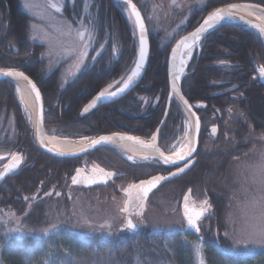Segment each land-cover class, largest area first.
<instances>
[{"label": "trees", "instance_id": "16d2710c", "mask_svg": "<svg viewBox=\"0 0 264 264\" xmlns=\"http://www.w3.org/2000/svg\"><path fill=\"white\" fill-rule=\"evenodd\" d=\"M247 2L264 7V0H211L194 18L231 3ZM35 9L34 5L29 11L25 0H20V4L0 0V69L21 70L36 82L44 99L46 132L61 138H83L119 120V116L107 112L106 108L82 118L79 113L86 101L73 100L69 95L59 97L56 90L59 86H52L49 79L61 75L50 70L45 44L32 38L34 29L45 25L34 14ZM191 23L187 31L197 26L194 21ZM117 24L121 34L124 29L120 17ZM221 31L225 34L218 33ZM151 43L147 71L131 94L134 104L139 102L142 107H135L134 112H137L129 120L131 124L146 125L153 131L163 118L169 89L167 54L158 53L154 37ZM126 45L129 46L128 42L121 37L119 46L126 51ZM132 48V64L124 59L123 52V63H118V71L123 64L124 72L130 71L137 55L134 38ZM254 54L263 60L264 47L257 37L239 27L226 26L203 39L182 79V91L192 105H203L198 108L203 125H207V121L218 123L220 133L209 140L204 131L197 164L182 178L161 187L150 203L153 210L160 212L163 210L161 202H172L184 224L181 200L186 191L191 189L192 197L198 202L206 195L212 205L211 213L205 216L201 226V237L208 247L207 264H244L245 260L263 258L264 247L254 251L251 244L247 247L235 244L233 225L228 223L231 216L238 235L245 214L251 213L248 201L253 195L262 194L258 168L264 161V87L253 80ZM54 61L55 68L60 60ZM16 88L13 83L0 82V154L18 150L27 155L28 162L0 186V213L20 217L19 223H15L25 235L8 238L4 227L0 226V264H138V261L139 264H192L191 257H184L178 239L151 235L149 230L129 235L104 236L102 230L83 234L79 208L82 204L87 208H104L115 190L77 195V188L71 185L75 162L49 157L37 148L32 121L16 96ZM11 113L17 123L16 136L8 127ZM186 121L181 106L173 101L163 133L167 146L181 134ZM159 168L171 169L163 164ZM155 171L151 168L148 176ZM47 192L52 195L47 196ZM53 216H58L59 230L67 233L69 240L67 249H59L58 255L49 249L45 239L37 238L43 235L39 229L48 227ZM162 243H172L171 257H156L168 254Z\"/></svg>", "mask_w": 264, "mask_h": 264}, {"label": "flooded vegetation", "instance_id": "af4514ba", "mask_svg": "<svg viewBox=\"0 0 264 264\" xmlns=\"http://www.w3.org/2000/svg\"><path fill=\"white\" fill-rule=\"evenodd\" d=\"M13 1L14 3L20 4V0H13ZM210 1L211 0H181L182 5L186 4L188 6L186 7L187 9H183V11L181 10V12L177 11L176 14L174 13L173 15L174 17L172 18L167 15V19L164 18V21L165 22L168 21L170 23L169 24L170 28L167 31L164 28L165 31H158L157 33L153 34L150 32L149 29L150 28L149 18L147 17V13H146L147 9L139 2V0H133V2L137 4V7L141 11L143 17H145V22L147 28L149 29L150 43H151V38L154 37V42L156 44V49L158 53L167 54V64H168L170 52L172 48L176 45V43L181 38H183L191 31H193L209 13L208 12L206 15H202L197 18H194L197 13L202 12L204 6ZM216 1L219 2V0ZM51 2H56L60 4L63 9L62 12L58 13L55 11V9H51L50 7H48L49 0H40V3H42V5L45 7V10L49 13L52 23L53 22L55 23V21L62 22L64 23V26L66 25L65 22L71 23L72 34L71 36L67 35L66 34L67 28L64 27L63 30L59 29L61 31L57 30L55 32L54 29L52 28V25H50L47 26L48 29L49 27L50 29L42 31L40 37L34 35L37 41H40L43 44H45L46 53L49 58L50 70L52 72H55L54 70H56L61 75L58 78L49 79L50 84L52 86L54 84L59 86L56 89L58 91L59 97L69 95L73 100L75 99V100L86 101V103L81 107L79 113V116L82 118L94 113L95 111H98L99 109H105V108L108 110L107 112H110L111 114L120 117L119 120L109 122L108 125L105 126V128L102 131H97V130L92 131L90 136L85 137L87 143H91L93 139H97L103 135L112 134V133H117L121 135H132L140 138L146 143H151L152 136L155 135L159 126L155 130L150 131L146 127V125L131 124L129 120V118L132 117L137 112V111L134 112V108L137 107V109H140L142 107L139 102H137L135 105L133 99L131 98V94L135 90L131 92L129 95H127L125 98L115 103L101 106L81 116V112L83 111L84 107L95 96H97L99 92L104 91L105 89H108L109 91H113L119 88L124 82V81H120V77L126 76L129 73V71L127 73L124 72L123 70L124 64L122 65L123 66L122 70L118 71V66H119L118 63L122 61L123 56H121V54H123V52L125 53L124 59L130 61L128 64H132L133 61L132 43H133V38L135 39L136 42V36L134 35V32L132 30L131 22L128 20V16L130 17L129 8L125 6L122 0H51ZM188 3H190V5H188ZM118 17L122 19V28L124 29V31L121 32V34L119 33L117 27ZM169 17L171 18L170 20L172 21L168 20ZM182 21H185V26L182 28L181 32L177 36L170 38L169 35L170 31L176 29ZM191 21H194L195 24L197 23L196 24L197 26L194 29L187 31L188 28L192 25ZM82 24L84 28H87L89 30L85 33L86 40L90 39L91 41L88 52L89 59L85 62V66L81 69V71L76 72L75 64L72 59V51H73L72 41H73V37H76V30L80 29L82 27ZM218 33L222 35L225 34V32L222 31ZM63 35H65L68 38V43H67L68 45L66 44L65 47H63V45L60 44L62 42ZM121 37L123 38L124 41L128 42L129 46L131 45L130 47L127 45L125 46L126 51L121 49V47L119 46ZM250 48L253 49L254 51L253 46ZM127 51H129V53H127ZM58 58L60 60L59 61L60 63L57 64V67L54 68L55 65L54 60ZM122 63L123 62H121L120 65ZM251 64L254 69L253 80H255L258 85L264 87V85L260 82V79L257 78V72H256V68L264 67V58L263 60H259V56L254 54L253 60H251ZM73 73H75V75H73ZM117 81L120 82L117 83ZM172 105L173 102L169 110L167 121L170 116ZM166 106H167V101H166ZM196 106L197 104H193V109L196 112V114L199 116L201 123L199 147L195 155L196 164H197V162L199 161L200 149L203 147L202 146L203 132L205 131V134L207 135L209 140H212L219 135L220 125L218 123H213V122L208 123L207 121V125L204 126L202 123V118L199 113L198 107ZM164 115H165V111H164ZM211 119L213 120V118ZM167 121L158 135L157 144L158 146H160L161 150L165 151L166 153H170L169 152L170 144L167 146L166 144L167 141L163 134ZM213 127L217 129V132L215 134H213L211 131ZM71 139L81 140L82 138H71ZM14 155H21L23 159L22 165L18 170L19 172L28 162L27 155L21 153L18 150H15L9 153H1L0 157L8 156L9 158H11ZM129 157H132V159H129ZM9 158L0 159V171L3 169V166L8 162ZM56 159H60V158H56ZM69 160H73L75 162V170L71 177V181L78 169L84 168L85 170H90L91 168H94L96 166H99L100 168H103L104 170L107 171L116 172L120 175L119 178L111 181L107 185L92 189H88L81 185H74L71 183L72 187L77 188L76 192L80 195V197H81V189L84 195H88V194H92V192L100 194V192L105 191L103 189L111 188L115 190L116 196H121L124 198V202L126 200L124 189H127L129 185L136 184L156 174L170 173L173 170V168L167 170H163L162 168H159V165H162L160 162L157 163L151 160L143 161L137 159L132 155H130L129 153H126L125 151L120 149V147H117V145L100 148L92 152H89L81 157L73 158ZM151 168H154L156 170L155 174L148 176L149 170ZM118 184L119 186H117ZM158 190H156L149 198L142 218L143 223L138 224L137 231L144 230L145 232L149 230V232H151L150 233L151 235L167 236L169 237V239H178L180 243L183 241V239H200L202 235V228L200 230L201 231L200 234H196L192 230H187L186 221L182 215V210H181V215L184 219V224L181 223V228L180 230L177 229L178 231L174 230V231L165 232L161 230L159 231L154 227L151 228L147 226V223L145 221V216L146 213L151 208V204H150L151 200H154L152 198L154 197V194ZM191 198H192V202L197 206L201 203L194 200V198L192 197V190H191ZM181 204H182V200H181ZM121 215L123 221L122 224H120L119 226L118 234L129 235L131 233L137 232V231L124 229V224L126 222L125 221L126 214L121 213ZM137 219L138 218L133 216L134 222H137ZM203 220L204 219L200 221L201 226ZM203 243H205L204 240Z\"/></svg>", "mask_w": 264, "mask_h": 264}, {"label": "snow or ice", "instance_id": "6c2138e0", "mask_svg": "<svg viewBox=\"0 0 264 264\" xmlns=\"http://www.w3.org/2000/svg\"><path fill=\"white\" fill-rule=\"evenodd\" d=\"M123 3L125 6L130 8V19L134 17V25L138 27L139 35H138V43H139V57L138 60L135 61L134 70L131 71L130 75L127 76H121L120 81H124L123 87L119 89L120 92H123L129 86L132 84L134 78L139 77L141 75V71L145 66V62L148 56L149 52V29L146 27L145 23V17H142L141 11L137 8V4L133 3V0H123ZM173 3H175V0H173ZM25 7L31 11L32 4L31 0H25ZM48 7L51 9H55L56 12H62V6L56 2H51L49 0ZM240 5L231 3L228 7L225 8H217L215 11L212 12L211 15L207 17L203 21V25L198 27L195 32H193L190 36H185L183 39L179 41V43L176 44V49H183L184 51L179 56V73L182 74L184 72L185 62L186 59L191 58V54L194 51V48L196 44L199 42L200 37L202 34L206 33L209 29L214 28L215 26L219 25L221 21H224L225 19H232L233 18V11L239 10ZM253 8L255 10H258L262 15H264V8H260L259 5H254ZM243 20V17L240 18ZM66 23L67 32L66 34L71 36L72 34V25L71 23ZM254 28H258L261 33H264V27H261L260 25H252ZM58 31H61L58 29ZM89 31L87 28L82 27L80 29L76 30V40L73 42L72 48V59L75 64V70L76 72L81 71V69L85 66V62L89 59L88 52H89V45H90V39L86 40L85 33ZM65 34V33H62ZM33 39H36L35 36L32 37ZM171 59L173 61V64L175 65V62L177 60V51L173 50L171 53ZM261 75H264V67H261L260 69ZM0 75L4 77H13V78H22L25 81H28V83L31 85V92L35 93V99L39 101L41 99V93L39 89L37 88L35 83H32L31 80H29L28 76H26L23 72H19L16 70H0ZM75 75V73H73ZM180 79V75L176 72L173 73V84H172V90L175 92L177 90L176 88V80ZM120 81H117L119 83ZM106 93L110 97L116 96L118 93L116 91L109 92L108 89H105L104 91L99 92V95L96 96L95 99L91 101L90 104L87 105L83 109L84 113L89 112L90 109L96 107L97 101H99L102 98H106ZM23 99V97H21ZM183 104L186 106L188 110V114L186 116V120L188 123V131H185L184 134L181 136L180 140L177 141L176 144H173L171 146L170 154L166 155L165 151L161 150L160 146L157 144V135L152 136V142L146 143L145 141L141 140L138 137L135 136H123L119 134H113L112 136H101L99 140L93 139L91 141V144L88 147H95L97 144L101 143H111L117 136H119L120 140H129L133 141L134 143L140 145L144 149L151 150L149 154H145L143 156V160L145 161H153V162H163L167 165H178L180 161H184L185 164L181 165L177 171H173L171 173V177L169 176H154L151 179L143 180L140 182V184H131L127 189H124L126 194L128 195V199L122 204L117 206V210L120 213L126 214L125 217V224L124 229L134 231L137 229L138 224L143 223V215H144V208L146 205V202L148 200L149 193L152 192L154 188L157 187V185L161 181L169 180L172 177H175L179 175L180 173H183L185 171V168L190 166L191 163L195 162L196 157L194 156L195 153H197V137L199 136L200 132V118L199 116H196L194 112H192L193 105L189 104L188 100L183 99ZM196 107H203V105H197ZM229 111H231L229 109ZM192 117H195V126H194V133H193V121ZM34 125L37 128L38 135L41 136V144H43V138H42V123H43V109H41V117L37 121H33ZM212 133L215 134L217 132V129L213 127L211 129ZM157 133H159V129H157ZM190 133H193L190 135ZM88 148H82L81 151L87 152ZM49 152L52 151L51 148L48 149ZM59 155L63 156L66 155V153H59ZM14 161L16 162H22V157L19 155L14 156ZM129 159H132V157H129ZM17 166V165H14ZM11 171V167L9 169ZM83 172V169L77 170L76 175L72 178L71 183L72 184H80L81 180L78 179V177L81 176ZM93 173H99L100 175H92L90 177L86 178V183L89 185L93 184H108L110 180H112L115 173L111 171H105L103 168H100L99 166H96L92 169ZM258 172L260 175V184H261V195L256 196L253 195L251 199L248 201L247 207L251 209V213H246L243 220L241 221V225L239 228V234L237 235V229L235 227V221L232 219L231 216L228 217V223L233 225V242L237 245H243L244 247H247L248 245H256L260 247H264V161L259 165ZM3 175H0V180H3ZM135 191V196L133 197L132 193ZM47 196H51L52 192H47ZM56 195L59 196L60 193L56 192ZM190 196L191 192L189 191V194L184 196L183 203H184V217L186 218L187 226L191 229H194L197 233L201 230V223L200 221L205 218L206 214L211 213L212 211V205L209 202V199L205 198L201 201V203L197 206V210L190 209L189 202H190ZM69 198H71V195L69 194ZM25 200H28L29 197H25ZM32 199H35L33 197ZM30 207V206H29ZM76 214L75 209H73V215ZM10 219H15L17 223H19L20 217H16L14 213L7 214ZM27 215V213H25ZM82 215V213H81ZM133 216H135L137 219V222L133 221ZM4 223H7V221H4ZM84 223H89L87 219L84 220ZM59 224L60 220L58 216H53L51 219V222L48 227H44L39 229L40 232L43 233V235L48 236L51 233H57L59 232ZM102 227H109L110 225H102ZM10 232H18L22 233V229L17 226L16 228L9 229ZM111 235V232L108 233ZM225 235H229L228 233H225ZM202 240V237L200 238ZM193 248L196 253V256L199 260V264H204L203 260V244L202 243H193ZM139 264V261H138Z\"/></svg>", "mask_w": 264, "mask_h": 264}, {"label": "rangeland", "instance_id": "374dc122", "mask_svg": "<svg viewBox=\"0 0 264 264\" xmlns=\"http://www.w3.org/2000/svg\"><path fill=\"white\" fill-rule=\"evenodd\" d=\"M139 2L147 9L146 13H147V17L149 18V26H150L149 29H150V32L153 34L157 33L158 31H165V30L167 31L170 28L169 27L170 23L168 21L167 22L164 21V18L167 19V15L172 18V17H174L173 16L174 13L176 14L177 11L181 12V10L183 11V9H187L186 7H188L186 4L182 5L181 0H175V3H173V0H139ZM31 4H32V7H34V5H35V7H37V9H35V11H34V14L36 15V17L40 18L43 21V24H45V25L36 27V29H34V35H37L38 37H40V34L42 33V31L50 29V27H49V29L47 27L50 25H52V28L54 29L55 32L58 29L63 30V27L66 28V25L64 26V23L58 22V21H55V23L53 22L54 23V26H53L50 15L45 10V7L42 5V3H40V0H31ZM248 4H253V3H248ZM188 5H190V3H188ZM170 17L168 18V20L172 21V20H170L171 19ZM128 20L131 22L132 30L134 32V35L136 36L137 35L136 34V27H135L134 23L132 22V20L129 18V16H128ZM184 26H185V21H182L176 29L171 30L169 33L170 38L177 36L181 32V30ZM164 28H165V30H164ZM75 40H76V37H73L72 42H74ZM67 43H68V38L65 35H63L62 36V42L60 44L63 45V47H65V45ZM199 49H200V45L195 50V52H197ZM16 91H17L16 96L18 97L19 101L22 103V107L25 110V114L32 121V115L28 112V110L24 106L22 99H21L20 92L17 88H16ZM185 124H186L185 128L181 131V134L176 138V140L171 142V144L169 145V152L171 150V146L173 144H176L177 141L180 140L181 136L184 134L185 131H188L187 121ZM8 127H9L10 131L12 132L13 136H16L17 132H18V130H17L18 128H17L16 120L13 116V113H11ZM190 134H193V133H190ZM50 136H52V135H50ZM55 137H57V136H55ZM59 138H61V137H59ZM261 138H263V136ZM82 139H85V137H83ZM117 186H119V184ZM96 194L97 193H95L94 195H96ZM77 195H79V194L77 193ZM83 195L84 194H83L82 189H81V196H83ZM110 197H111V199L108 201V203H106L104 205V208H103V206L102 207H100V206L99 207L89 206L87 208V207H85L84 204H82V206L79 208L78 214H80L79 216L81 219L80 220L81 232H83V234L91 235L92 233H95V231H97V230H102L101 233L105 234L104 236H110L108 234L109 232H111V235L119 233V226H120V224H122L123 220L121 217L122 216L121 213L118 212V210H117V206L122 205L124 203V198L121 196H116L115 194H111ZM159 202H160V200H159ZM161 203L163 206L162 211L159 212L155 209L153 210L152 208H150L149 211L146 213L145 221L147 223V226L151 227V228L154 227L159 231L161 230V231H165V232L180 230L182 221L180 219V216L177 215V213L174 211L173 203L172 202H166V201H163ZM166 212H169V213H166ZM81 213H82V215H81ZM85 219H87L89 221V223H87V224L84 223ZM164 219H166V220H164ZM4 221H7V223H4ZM15 222H16V220L10 219L9 216L7 215V213H0V226L4 227V231H5L6 236L8 238H11V237L22 238V237H24L25 233L23 232V229L20 227V225L16 224ZM102 225H110V228L109 227H102ZM17 226H19L22 229V233L9 231V229L16 228ZM37 238L41 239V240L45 239L48 243L47 245H48L49 249H51V251L55 255L59 254V249L66 250L67 247L69 246L68 245L69 240L67 237V233L62 232L61 230H59L58 234L57 233H51L48 236L41 235L40 237H37ZM194 242L203 244V249H202L203 260H204V264H207L206 257H208V247H207V245H205L203 243V240H201V239H183V241L181 242L182 243L181 245L183 248L184 257H191L192 264H199V260L196 256V253H195L194 248H193ZM162 244L164 245L163 247L167 251L168 254L167 255L158 254V255H156V257H171V254H173L172 243H162ZM249 246H251V245H249ZM250 248L254 251H257L260 248V246H256V245L254 246L253 245V247H250ZM261 257H263V258L262 259L245 260L244 264H264V252H263Z\"/></svg>", "mask_w": 264, "mask_h": 264}, {"label": "water", "instance_id": "95a60500", "mask_svg": "<svg viewBox=\"0 0 264 264\" xmlns=\"http://www.w3.org/2000/svg\"><path fill=\"white\" fill-rule=\"evenodd\" d=\"M122 1H123V0H122ZM133 3H134V2H133ZM238 5H240V6H242V7H253L255 4L243 3V4H238ZM228 6H229V5L222 6V7H219V8H225V7H228ZM259 7H260V8H264V7H261V6H259ZM137 8H138V7H137ZM138 9H139V8H138ZM216 9H217V8H216ZM216 9L212 10L211 12H209V13L206 15V17L201 21V23H200V24H199V25H198L193 31H191L189 34H187L186 36H190L193 32L196 31V29H197L198 27H200L201 25H203V21H204L205 19H207V17H208L209 15H211L212 12L215 11ZM129 15H130V8H129ZM141 15H142V13H141ZM142 17H143V15H142ZM241 17H243V20L240 19ZM132 20L134 21V17H132ZM145 23H146V22H145ZM252 25H260L261 27H263V26H262L261 24H259L258 22L253 21V20H250V19H248V18H246V17H244V16L238 15V14H236V13L233 12V18H232V19H225L224 21H221V23H220L219 25L215 26V27L212 28V29H209L206 33L202 34V36L200 37V40H199V45L201 44V42L203 41V39H204L207 35H209L210 33L214 32V31H216V30H219V29H221V28H223V27H226V26H234V27H239V28H241V29H243V30H245V31H247V32H249V33H251V34H253L255 37H257V38L260 40L262 46L264 47V33H261V32L259 31L258 28H254V27H252ZM135 27H136V34H137V35H136L137 55H136V59H135V61H136V60H138V57H139V43H138L139 30H138V27H137L136 25H135ZM146 27H147V25H146ZM184 37H185V36H184ZM184 37H183V38H184ZM183 38H181V39H183ZM148 39H149V52H148V56H147V59H146V62H145V66H144V68H143L142 71H141V75H140L139 77L134 78V80H133L132 84L129 86V88H127V89L124 90L123 92H120V91H119V89L123 87V84H122L119 88L113 90V91H116V92L118 93L116 96H114V97H110V96H108V94L106 93V98H102V99H100L99 101H97V105H96V107L90 109L89 112H91V111H93V110H95V109H97V108H99V107H101V106L108 105V104H112V103H115V102H117V101H119V100L125 98L127 95H129L131 92H133V91L139 86V84L142 82V80H143V78H144V76H145V73H146L147 68H148V65H149L150 56H151V43H150V37H148ZM181 39H180V40H181ZM180 40H179V41H180ZM179 41H178L177 43H179ZM177 43H176V44H177ZM199 45H198V46H199ZM197 48H198V47H197ZM173 50L177 51V60H176V62H175V65L173 64V61H172V59H171V53H172ZM195 50H196V49H195ZM195 50H194V53H195ZM182 52H183V49H176V45H175V46L172 48V50H171V52H170V55H169L168 64H167V77H168V89H169V93H168V98H167V106H166V110H165V115H164V118H163L161 124H160L159 127H158V129H159V133H160V131L162 130V128L164 127V125H165V123H166V121H167L168 114H169V110H170V107H171V104H172L173 101L177 102V103L181 106V108H182V110L184 111V114H185L186 116H187V114H188V110H187L186 106L183 104V100L181 99V97H183V99H186V100H187V98L185 97V95L183 94V91H182V80H181V83H179L178 80H176L175 83H176V88H177V90H176L175 92L172 90V84H173V73L176 72L177 74L180 75V73H179V68H180L179 56H180V54H181ZM193 56H194V54H193ZM192 59H193V58H192ZM134 65H135V62H134V64H133L131 70L129 71L128 75H130V74H131V71L134 70ZM188 67H189V66H188ZM260 69H261V67H260V68H256L257 78H259V79H260V82L264 85V75H261ZM0 70H4V71H7V70H16V71H19V72H23V71L18 70V69H0ZM23 73H24V72H23ZM24 74H25L26 76H28L26 73H24ZM184 76H185V75H184ZM184 76H183V77H184ZM28 78H29V80L32 81V83H35V84H36V82H35L30 76H28ZM182 79H183V78H182ZM0 82H10V83L15 84L16 87H17V84H19V83H25V84H27V87L29 88V90L31 89V85L28 83V81H25V80H23L22 78H19V79H18V78H13V77H4V76L0 75ZM123 83H124V82H123ZM36 86H37V88L39 89V91H40V93H41V99H40L39 101H37V100L35 99V93H34V92H31V93L33 94V97H34V100H35V104H36V121L40 119V117H41V109H43V123H42V138H43V144H41V136L38 135V133H37V128H36V126L34 125L33 122H32V125H33V128H34V142H35L37 148H38L41 152H43L44 154H46V155H48V156L55 157V158H60V159H63V158L73 159V158L81 157V156H83V155H85V154H87V153H89V152H92V151L97 150V149H100V148L110 147V146H116V145L119 144V143H122V144H132V145H136V146L141 147L140 145L134 143L133 141H129V140H126V139H125V140H120V139H119V136H117V137H116L111 143H106V144H105V143H101V144H97L95 147H88L91 143H87V146L85 147V148H88L87 152H83V151H81V150H78V151H75V152L66 153V155H63V156L59 155V153H61V152L57 151L56 149H54L53 147H51V146L48 144V138L50 137V135L46 132V129H45V121H44V115H45L44 99H43V95H42V92H41L40 88L38 87L37 84H36ZM17 89H18V87H17ZM30 91H31V90H30ZM109 92H111V91H109ZM98 95H99V94H98ZM98 95H97V96H98ZM95 98H96V96H95L93 99H95ZM93 99H92V100H93ZM92 100H91V101H92ZM91 101L88 102L87 105L90 104ZM188 102H189V101H188ZM189 104H191V103L189 102ZM87 105H86L85 107H87ZM85 107H84V108H85ZM192 112H194V113L196 114V112L194 111L193 108H192ZM87 113H88V112H87ZM87 113H84V112L82 111V112H81V116H83V115H85V114H87ZM196 116H198V115L196 114ZM192 121H193V133H194L195 117H192ZM200 125H201V123H200ZM159 133H157V131H156L155 135H157V137H158ZM200 133H201V127H200L199 136L197 137V140H198V143H197V150H198V147H199ZM113 134H117V133L107 134V135H103V136H112ZM119 135H121V134H119ZM123 136H126V137H127V136H132V135H123ZM52 137H54V136H52ZM99 138H100V137H99ZM99 138H97L96 140H99ZM63 139H70V140H73V141H79V140H74V139H71V138H63ZM157 139H158V138H157ZM83 140H86V138L83 139ZM49 148L52 149L51 152L48 151ZM165 154L168 155V154H170V153H166V152H165ZM195 155H196V153L194 154V156H195ZM14 156H16V155H14ZM14 156H12L11 158H9L8 156H6V157H0V159H8V158H9L8 162L3 166V169L0 171V175H3V177H4L3 180H0V186H1V185H2V184H3V183H4L9 177L14 176V175L18 172V170L20 169V167H21V165H22L23 159H22V162H16V161H14V159H13ZM19 156L21 157V155H19ZM184 164H185L184 161H180L178 165H167V164H163V165H165V166H168V167L173 168V170H172L170 173H167V174H156V175H153V176L149 177L148 179H151V178L154 177V176H161V175L171 177V173H172L173 171H177L178 168H179L181 165H184ZM195 164H196V159H195V162H194V163H191L190 166H188V167L185 168V171H184L183 173H180L179 175H177V176H175V177H172V178L169 179V180L161 181V182L157 185V187L154 188V189L152 190V192L149 193L148 200H149V198L151 197V195H152L156 190H158L159 188H161L162 186H164V185H166V184H168V183H171V182H173V181H175V180H177V179L183 177L185 174H187V173H188V172H189V171L195 166ZM14 165H17V166H14ZM10 167H11V171H9ZM81 169H83V172H82L81 176L78 177V179L81 180V183H80V184H75V185H81V186H83V187H85V188H88V189H92V188H96V187H101V186H105V185H107V184H93V185H89V184H87V183L85 182L87 177H90V176H92V175H100V174H99L98 172H97V173H93V172H92V169H93V168H91L90 170H85L84 168H81ZM78 170H80V169H78ZM105 171H107V170H105ZM76 172H77V171H76ZM113 173H115V175L113 176L112 180H110L108 183H110L111 181H113V180H115V179H117V178L120 177V175H119L118 173H116V172H113ZM75 175H76V173H75ZM75 175H74V176H75ZM148 179H145V180H148ZM142 181H143V180H142ZM140 182H141V181H140ZM140 182H138V183H136V184H140ZM189 191L191 192V190H188V191L185 193L184 196L188 195V194H189ZM132 195H133V197L135 196V191H133ZM125 196H126V200H127V199H128V195L126 194V192H125ZM184 196H183V198H184ZM183 198H182L181 210H182V215H183V217H184V203H183ZM126 200H125V201H126ZM148 200H147V202H148ZM147 202H146V204H147ZM189 207H190V209L197 210V205L194 204V203L192 202V198H191V196H190ZM145 208H146V205H145ZM145 208H144V210H145ZM184 219H185V221H186V218H185V217H184ZM186 229H187V230H192V231H194L196 234H200V233H201V231L197 233L194 229L189 228V227L187 226V222H186ZM137 230H138V227H137V229L134 230V231H137Z\"/></svg>", "mask_w": 264, "mask_h": 264}, {"label": "bare ground", "instance_id": "6f19581e", "mask_svg": "<svg viewBox=\"0 0 264 264\" xmlns=\"http://www.w3.org/2000/svg\"><path fill=\"white\" fill-rule=\"evenodd\" d=\"M233 12L238 15L244 16L250 20L256 21L264 27V15H262L258 10H255L253 7H242L241 6L239 10H234ZM198 45H199V42L196 44L194 50L197 49ZM193 54H194V51L191 54V58L186 59L184 72L180 74V79L178 80L179 83H181L183 76L187 72L188 66L190 65L192 61ZM17 87H18L21 97H23L22 102L24 106L26 107L28 112L32 115V122L36 121V104H35L33 94L31 93V91L27 87V84L25 83H19L17 84ZM48 144L59 152L70 153V152H75V151L81 150L82 148H85L87 146V141L83 139L79 141H73L70 139H63V138H59L55 136L54 137L50 136L48 138ZM117 147H120V149H122L126 153H129L133 157L140 159V160H143V156L145 154H149L151 152V150L144 149L142 147L132 145V144L119 143L117 144ZM160 163L164 164L162 161Z\"/></svg>", "mask_w": 264, "mask_h": 264}]
</instances>
